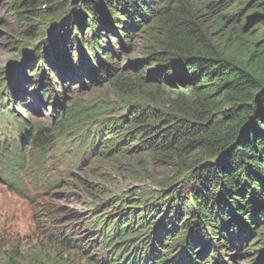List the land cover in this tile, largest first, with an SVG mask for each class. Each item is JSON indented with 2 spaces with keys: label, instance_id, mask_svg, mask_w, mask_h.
Wrapping results in <instances>:
<instances>
[{
  "label": "trees",
  "instance_id": "obj_1",
  "mask_svg": "<svg viewBox=\"0 0 264 264\" xmlns=\"http://www.w3.org/2000/svg\"><path fill=\"white\" fill-rule=\"evenodd\" d=\"M16 1L20 19L44 23L52 15L51 23L61 22L62 30L52 43L48 40L44 53L39 46L31 56L39 64H43V59L47 61L57 74L56 84H51L41 73L31 89L22 70L19 82L0 86V116L9 122L4 132L0 130V182L8 192L29 201L31 192L38 193L41 186L57 184L47 165L49 147L55 141L52 130L43 123L39 127L17 120L13 111L8 110L9 98L17 109H25L27 114L31 104L25 106L26 97L37 104L40 98L53 100L50 108L54 123L65 121L66 110L63 111L61 101L68 89L64 87V79L79 80L75 78L79 70L76 75L73 73L75 67L68 60L69 54L62 58L66 51L63 43L77 44L80 64L84 61L87 64L83 69L94 71L78 41L83 27L87 26L92 33L88 45L92 44L95 63L99 57V38H103L101 32L117 39L121 36L132 39L145 33L144 48L154 66L148 78L139 76L133 82L120 74L114 78L112 87L118 95L125 91L134 93L139 101L127 111L128 128L139 138L137 149L163 164L175 165L185 176L179 186L160 194L162 200L151 207L155 214L146 223L150 230L141 238L126 225L121 226V221L111 222L104 215H95L89 223L100 242L99 249L92 250L97 254L95 264H157L156 248L169 237L181 218L185 220L183 227L188 229L182 243L174 246L177 259L160 260V264H184L181 261L186 262V251L195 255L197 264L196 260L202 258L209 246L204 240L210 223L219 229L215 232L221 239L225 235L229 245L243 242L244 236L252 234L251 230L247 231L245 220L261 224L256 237L261 238L264 0ZM206 15L214 18L211 26L206 25ZM42 23L37 30L26 24L27 35L44 33ZM211 31L221 33L215 38ZM54 44L56 48L52 47ZM59 64L68 70L65 78L56 71ZM99 69L104 71L103 66ZM9 128L14 133L8 134ZM103 148L94 146L107 157ZM238 226L246 231L235 239ZM68 234H58V242L80 251L76 245L80 238L70 241L66 238ZM90 244L85 248H90ZM197 247L203 248V253H192ZM218 263L223 264L219 256L215 261ZM187 264H191L190 260Z\"/></svg>",
  "mask_w": 264,
  "mask_h": 264
},
{
  "label": "rangeland",
  "instance_id": "obj_2",
  "mask_svg": "<svg viewBox=\"0 0 264 264\" xmlns=\"http://www.w3.org/2000/svg\"><path fill=\"white\" fill-rule=\"evenodd\" d=\"M19 8L16 0H0V86L19 82L22 70L29 79L28 87L31 89L41 73L49 78L51 84H56L57 74L47 61L43 59L40 65L39 60L37 62V58L33 60L31 56L39 46L40 52L44 53L48 40L52 43L59 37L61 22L51 23V15L44 23L43 20L27 23L25 18L18 16ZM26 17L29 18V15ZM205 17L206 25L211 26L214 18ZM41 23L44 33L41 31L29 37L25 31L26 24L37 30ZM211 33L217 38L221 32ZM91 34L87 26L83 27L78 41L94 71L83 69L87 64L85 61L80 64L82 58L77 44L67 46L63 43L66 51L62 58L69 54L68 60L75 67L73 73L76 70L81 73L75 74L81 83L64 79V87L68 89L64 101H61L63 111L66 110L65 121L56 120L54 123L50 108L53 100L40 98L37 104L26 97L25 106L31 104L28 107L30 114H27L25 109H17L13 99L9 98L8 110L13 111L17 120L39 127L43 123L52 130L55 141L49 147L47 165L57 184L41 186L38 193L31 192L27 201L8 192L0 183V264H95L97 255L93 254L92 248H85L91 240L90 245L99 249L96 232L89 227L92 217L104 215L111 222L121 221V226L126 225L130 232L141 238L150 230L146 223L155 214L151 207L162 200L160 194H167L179 186L185 176L175 165L163 164L146 151L137 149L139 138L128 128L127 111L139 101L134 93L125 91L118 95L112 87L114 78L120 74L133 82L139 76L148 78L149 70L154 66L144 48L145 33L132 39L122 36L117 39L101 32L104 39L99 38L97 64L93 60L92 44L88 45ZM52 47L56 48V45ZM102 66L104 71L99 69ZM38 67L40 69L35 73ZM56 71L65 78L66 67L59 64ZM0 119V130L4 132V126L9 122L3 115ZM7 133L14 132L9 128ZM106 142L108 145H104ZM93 145L104 147L103 151L108 156L104 157L102 150H93ZM150 198L154 200L150 201ZM245 221L247 231L251 230L252 234L244 236L243 242L235 241L233 245H229L225 235L221 239L215 232L219 229L210 223L206 231L207 239L204 240L210 247L203 245L207 251L196 263L215 264L219 256L223 264H264V227L261 238L257 239L261 224ZM261 221L264 222V219ZM183 225L185 220L178 219L173 232L159 243L156 248L157 264L160 260L177 259L173 253L174 246L182 243L183 234L188 229ZM245 231L242 226L236 227L235 239ZM66 233H69L66 238L70 241L80 238V243L76 244L82 248L80 251L61 246L58 234ZM203 251V248L197 247L192 253ZM185 253L186 262H181L187 264L190 260L191 264H195V255Z\"/></svg>",
  "mask_w": 264,
  "mask_h": 264
},
{
  "label": "bare ground",
  "instance_id": "obj_3",
  "mask_svg": "<svg viewBox=\"0 0 264 264\" xmlns=\"http://www.w3.org/2000/svg\"><path fill=\"white\" fill-rule=\"evenodd\" d=\"M213 17V16H212ZM217 19V18H216ZM229 35V34H228ZM221 47V46H220ZM128 85V84H127Z\"/></svg>",
  "mask_w": 264,
  "mask_h": 264
},
{
  "label": "water",
  "instance_id": "obj_4",
  "mask_svg": "<svg viewBox=\"0 0 264 264\" xmlns=\"http://www.w3.org/2000/svg\"><path fill=\"white\" fill-rule=\"evenodd\" d=\"M55 24H57V23H55ZM57 35V34H56Z\"/></svg>",
  "mask_w": 264,
  "mask_h": 264
}]
</instances>
